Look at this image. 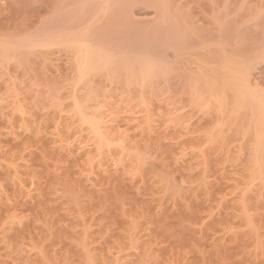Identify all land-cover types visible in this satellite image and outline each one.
I'll list each match as a JSON object with an SVG mask.
<instances>
[{
  "label": "rangeland",
  "instance_id": "obj_1",
  "mask_svg": "<svg viewBox=\"0 0 264 264\" xmlns=\"http://www.w3.org/2000/svg\"><path fill=\"white\" fill-rule=\"evenodd\" d=\"M262 47L264 0H0V264H264V150L202 76Z\"/></svg>",
  "mask_w": 264,
  "mask_h": 264
},
{
  "label": "bare ground",
  "instance_id": "obj_2",
  "mask_svg": "<svg viewBox=\"0 0 264 264\" xmlns=\"http://www.w3.org/2000/svg\"><path fill=\"white\" fill-rule=\"evenodd\" d=\"M107 1V0H106ZM115 1V0H114ZM110 3V2H108ZM103 6V5H102ZM118 8V7H116ZM103 9V8H102ZM120 11V10H119ZM100 12V11H99ZM117 12V11H116ZM78 13V12H77ZM76 13V15H77ZM108 13V12H107ZM112 13V12H110ZM105 14V13H104ZM87 15V14H86ZM113 15V13H112ZM111 15V16H112ZM75 16V15H74ZM164 16V14L162 15ZM96 17V16H95ZM114 17V16H113ZM83 18V17H82ZM112 18V17H111ZM114 19V18H112ZM116 23V22H115ZM75 25V24H74ZM58 26V25H57ZM75 27V26H74ZM107 27V26H106ZM109 27V26H108ZM112 27V26H111ZM117 27V26H116ZM55 28V27H54ZM222 28V27H221ZM61 29V28H60ZM70 29V28H69ZM91 29V28H90ZM170 29V28H169ZM174 29V28H173ZM177 29V28H176ZM72 31V30H71ZM109 31V30H108ZM236 31V29H235ZM50 32V31H49ZM73 32V31H72ZM72 32H68L69 34ZM112 32V31H111ZM174 32V31H173ZM75 33V31H74ZM73 33V34H74ZM80 33V32H79ZM78 33V34H79ZM101 33V32H100ZM106 33V32H105ZM83 34V33H82ZM149 34V33H148ZM52 35V34H51ZM72 34H70L71 36ZM99 35V34H98ZM195 35V34H194ZM75 36V35H74ZM78 36V35H77ZM102 36V35H101ZM111 36V35H110ZM27 37V36H26ZM73 37V36H72ZM106 37V36H105ZM194 37V36H193ZM198 37V36H197ZM40 38V37H38ZM50 38V36H49ZM102 38H104V36H102ZM101 38V39H102ZM112 38V37H111ZM6 39V38H5ZM26 39V38H25ZM185 39V38H184ZM239 39V38H238ZM14 40V39H13ZM21 40V39H20ZM41 40V39H40ZM68 40H70L68 38ZM67 40V41H68ZM80 39V41L77 42V40L74 42V48H75V52H76V57H77V61H78V65H79V70L82 74H87L90 71L94 70L95 68H101L103 66H108V65H114L113 62L115 61V59L117 58L114 57V53L113 55L106 52L105 48L100 49V48H95L90 46V44H86L84 43V41ZM168 40V39H167ZM8 41V40H7ZM52 41V40H50ZM166 41V40H165ZM173 41V40H172ZM179 41V40H178ZM194 41V40H193ZM203 41V40H202ZM24 44L22 45V43L20 45H22V47L25 45V43H28L27 41H23ZM37 42V41H36ZM42 42V41H40ZM39 42V43H40ZM49 42V41H48ZM112 42V41H111ZM2 43V42H1ZM14 43V42H13ZM52 43V42H51ZM113 43V42H112ZM144 43V42H143ZM160 43V42H158ZM188 43V42H187ZM194 43V42H193ZM44 44V43H42ZM41 44V45H42ZM48 44V43H47ZM103 44V43H102ZM111 44V43H110ZM116 44V43H115ZM114 44V45H115ZM122 44V43H120ZM157 44V43H156ZM155 44V45H156ZM28 46V44H26ZM30 45V44H29ZM46 45V44H45ZM51 45V44H50ZM145 45V44H143ZM158 45V44H157ZM161 45V44H160ZM164 45V44H163ZM7 46V45H6ZM11 44H8V48L7 51L5 53H10L9 49ZM18 46V45H17ZM26 46V47H27ZM38 46L37 43L31 44L29 47H36ZM123 46V45H122ZM129 46V45H128ZM4 47V46H3ZM13 47V46H12ZM98 47V46H97ZM110 47V46H109ZM131 48H134V46L132 47V45L130 46ZM142 47V46H141ZM162 47V46H161ZM160 47V48H161ZM29 48V49H30ZM71 48V47H70ZM262 52L259 53L261 54V56H258V61H250L248 62V59L245 60H235L233 58H231L228 54L223 53L222 57L219 59V63H217L216 65L220 67L219 70L217 69H213L210 68L209 71H211V73L213 74H206L205 72V67L203 66L204 69H202L203 72V77H205L204 79L207 80V84L209 85V101L215 102L217 104H213L215 105V107L221 111H225V109L227 108V101H229L227 99V97H230V95L232 96V106L231 109H229V111L231 112V115L234 116V118H245L246 116V120L247 121V128L250 131V129H253L254 131V137H255V151L257 154L262 153V151L264 150V94L260 91H258L256 88H253L252 84L256 79L257 76V68L259 66V64L264 61V47H262ZM5 49V48H4ZM15 50V48H13ZM12 49V50H13ZM72 49V48H71ZM158 51L160 50L159 48H157ZM163 49V48H162ZM209 49V48H208ZM11 50V49H10ZM13 50V51H14ZM135 50V49H134ZM173 50V49H172ZM223 50V49H222ZM16 51V50H15ZM196 51V50H195ZM19 52V51H18ZM135 52V51H134ZM152 52V51H151ZM211 52V51H210ZM124 53V52H123ZM140 53V52H139ZM191 53V52H190ZM20 54V53H19ZM45 54V53H44ZM43 54V55H44ZM129 54V53H128ZM21 55V54H20ZM133 55V54H132ZM127 57V56H126ZM189 57V55H188ZM23 58V56H22ZM25 58V57H24ZM130 58H128L129 60ZM145 59V58H144ZM142 59L140 61V66H141V74L143 77H147L150 75V73L155 70V65H153L152 63H150L148 60H144ZM154 59V58H153ZM140 60V59H139ZM195 60V59H194ZM262 60V61H261ZM138 61V60H137ZM261 61V62H260ZM139 62V61H138ZM178 62V61H176ZM202 62V61H201ZM217 62V61H216ZM215 62V63H216ZM260 62V63H259ZM115 63V62H114ZM263 63V62H262ZM201 64V63H199ZM118 65V64H117ZM123 65V64H122ZM174 65V63H173ZM178 65V64H177ZM196 65V64H195ZM258 65V66H257ZM168 66V65H166ZM170 66V65H169ZM172 66V65H171ZM115 67V65H114ZM196 67V66H195ZM218 67V68H219ZM98 68V69H99ZM168 69V67H167ZM116 70V69H114ZM166 70V69H165ZM199 70V68H198ZM260 70V69H259ZM137 71V70H136ZM134 71V72H136ZM263 71V69H262ZM78 72V71H77ZM96 72V71H94ZM171 72V71H168ZM201 72V71H200ZM93 73V71H92ZM166 73V71H165ZM195 73V72H194ZM205 73V74H204ZM123 74V73H122ZM126 74V73H125ZM198 74V73H196ZM200 74V73H199ZM116 75V74H115ZM166 75V74H165ZM201 75V74H200ZM126 76V75H125ZM128 76V75H127ZM152 76V75H151ZM164 76V75H162ZM198 76V75H197ZM208 76V78H207ZM161 77V76H160ZM210 77V78H209ZM128 78V77H127ZM195 78V77H194ZM129 80V79H128ZM162 80V78H161ZM201 80V78H200ZM196 81V80H195ZM150 82V81H149ZM206 82V81H205ZM260 82V81H259ZM194 83V82H193ZM138 84V83H137ZM206 84V83H205ZM200 86V85H199ZM198 86V87H199ZM202 86V85H201ZM207 87V85H206ZM201 88V87H200ZM197 89V88H196ZM207 89V88H206ZM205 90V89H204ZM203 90V91H204ZM261 90V89H260ZM201 91V89L199 90ZM196 94V93H195ZM206 95V94H205ZM206 103V102H205ZM209 103V102H208ZM207 103V104H208ZM231 104V102H230ZM204 106V105H203ZM207 108V107H206ZM74 110V109H73ZM77 111L79 113H81L82 115H84V119L86 122H88L89 124L91 123L93 128L95 130H99L97 122L91 118L85 117V113L83 112V108L79 107L77 109ZM88 114V113H87ZM223 114V113H222ZM81 115V116H82ZM79 116V115H78ZM224 116V115H222ZM225 117V116H224ZM96 119V118H95ZM238 120V119H237ZM232 123V122H231ZM223 124V123H222ZM226 124V123H225ZM240 125V124H239ZM223 127V126H221ZM250 127V129H249ZM101 128V126H100ZM246 128V129H247ZM248 131V132H249ZM247 132V131H246ZM250 133V132H249ZM100 136V135H99ZM214 140V139H213ZM251 140V138H250ZM253 143V142H252ZM262 159V157H261ZM264 160V159H263ZM256 169L254 170L256 173V176H261L262 172H263V165L260 166L259 162H257L256 164ZM264 174V173H263ZM255 175V174H254ZM172 181V180H171ZM174 183V182H173ZM168 184V183H167ZM172 185V184H171Z\"/></svg>",
  "mask_w": 264,
  "mask_h": 264
}]
</instances>
